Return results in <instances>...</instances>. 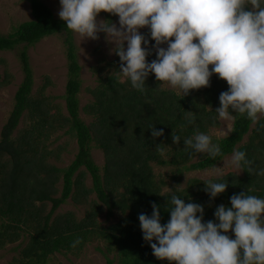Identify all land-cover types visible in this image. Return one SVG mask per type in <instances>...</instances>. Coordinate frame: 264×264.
Returning <instances> with one entry per match:
<instances>
[{
  "label": "trees",
  "instance_id": "16d2710c",
  "mask_svg": "<svg viewBox=\"0 0 264 264\" xmlns=\"http://www.w3.org/2000/svg\"><path fill=\"white\" fill-rule=\"evenodd\" d=\"M29 1L33 18L20 23L8 35L0 34V51L23 44L20 60L24 77L0 133V248L28 236L19 256L10 264H47L52 254L76 252L96 238L106 244V264H171L153 255L143 239L138 220L140 213L151 216L152 202H155L160 205L161 223L168 222L170 212L167 210L171 206L161 193L175 192L186 203L202 204L205 222L216 220L214 212L218 205L230 207V197L234 194L250 190L249 194L264 198V175L251 174L244 168H241V176L228 173L213 179L228 182L227 190L214 200L203 190L205 182L196 178L189 179L186 187L170 192H162V182L155 180L150 162L174 166L176 173L172 178L177 179L183 171L211 167L236 150L246 152V158L253 161L252 167L264 169V128L260 126L264 124V116L251 128L252 122L246 115L233 113L232 130L215 142L221 148V155L215 159L203 153L201 159L191 162L199 153L185 149L184 138L194 136L197 131L205 133L208 126L217 125L215 109L220 106L219 95L229 88L225 80L213 74L210 86L183 96V93L160 88L162 83L150 74L144 91L140 92L132 88L127 79L120 81L119 60H114L107 63L112 72L98 76L96 86L89 89L92 101L83 111L93 116V120L87 124L79 116L77 94L81 87V67L71 30L63 20L54 17L41 0ZM99 15L106 19L117 17L106 12ZM62 30L67 34L68 79L64 93L67 116L60 118L59 114H50L42 98L30 95L33 74L26 49ZM142 34L150 38L149 29ZM155 58V53L147 57L149 62ZM25 110L33 124L15 138L14 129ZM189 111L196 118L194 124L185 119ZM150 125H155L157 130L164 129V135L154 140ZM64 127H67L65 132L75 138L77 152L66 167L58 168L45 162L50 152H43L45 147H41V143L49 139V132ZM173 130L181 136L179 145L173 143ZM248 133V140L242 143ZM92 143L103 152L101 169L91 156ZM157 145L168 148L167 159L158 152ZM86 174L91 178L89 187L84 184ZM59 179L61 189L57 196ZM91 195L94 197L90 198ZM69 198L88 206L82 218H76L72 212L55 213ZM46 202L51 203L47 212L44 211ZM116 211L121 215L108 226L97 221L102 213L111 218ZM77 238L81 242L73 248L71 245ZM109 252L114 255L110 257Z\"/></svg>",
  "mask_w": 264,
  "mask_h": 264
},
{
  "label": "clouds",
  "instance_id": "9594fccd",
  "mask_svg": "<svg viewBox=\"0 0 264 264\" xmlns=\"http://www.w3.org/2000/svg\"><path fill=\"white\" fill-rule=\"evenodd\" d=\"M60 6L58 16L82 40H98L105 33L119 57L118 78H126L137 91L143 92L154 74L158 82L186 96L210 86L216 74L229 85L219 95L216 119L231 121L235 113L258 123L264 116V0H60ZM101 12L118 16V25L98 21ZM145 27L150 38L140 31ZM153 53L156 58L149 62ZM185 119L196 122L190 111ZM149 128L154 140L164 135L162 128ZM172 140L176 145L181 140L174 130ZM184 144L186 150L212 159L221 155L219 144L204 132L184 138ZM157 150L164 154L159 145ZM226 164L264 175V169L252 167L245 151H234ZM203 181L212 200L228 188L219 179ZM249 192L232 195L231 206L218 205L216 220L207 222L202 204L186 203L175 192L161 193L171 206L170 219L162 224L160 205L152 202L151 216L138 215L143 239L157 259L171 264H264V198ZM80 242L77 238L71 246Z\"/></svg>",
  "mask_w": 264,
  "mask_h": 264
},
{
  "label": "rangeland",
  "instance_id": "374dc122",
  "mask_svg": "<svg viewBox=\"0 0 264 264\" xmlns=\"http://www.w3.org/2000/svg\"><path fill=\"white\" fill-rule=\"evenodd\" d=\"M53 12L54 17L60 19L58 12L60 10V0H41ZM31 7L29 0H0V34L8 35L22 22L31 20ZM98 21L108 20L113 23L119 21L117 16L114 19H106L103 15L97 17ZM148 28H142L141 33ZM67 34L65 30L59 33L47 36L39 40L34 45L27 47L26 51L29 57V64L33 74V84L31 88V96L35 99L42 98L49 107L50 114H59L60 118L67 116L65 106L64 93L65 85L68 79L67 72V57L65 38ZM98 40L84 39L71 31V40L76 46L77 59L81 67L79 77L81 82L80 90L77 94L79 98V116L81 119L89 124L93 120V116L88 115L83 111V107L92 101V96L89 89L97 84V77L106 75L112 72V68L107 66V63L119 60L111 49L114 45L109 44L105 40V33H99ZM154 44V43H151ZM167 47V45H162ZM145 47H148L145 45ZM23 49V44L14 47L11 50L0 51V133L3 125L6 123L9 114L14 104V94L17 87L21 83L24 73L22 71V64L20 60V52ZM99 71H101L99 73ZM126 78L120 77L121 80ZM162 89L173 90L176 93H182L179 89H172L169 85L162 83ZM28 110H25L19 120L17 127L14 129L13 137L20 135L25 129L31 128L33 120L29 118ZM217 117V115H216ZM217 125L208 126L206 134L212 137L213 143L218 139L226 136L228 126L232 127L233 119L231 121H219L216 119ZM256 123L251 124V128ZM67 127L56 129L49 132L50 136L47 141L41 143V147H45L43 152L47 153L45 162L49 165H54L58 168L66 167L73 159L77 152V145L75 138L66 133ZM249 133L246 134L242 143L248 140ZM168 148H164L162 157L167 159ZM199 153L195 155L191 162L201 159ZM232 154L224 156L217 161L213 166L202 170L183 171L177 175V179L172 178L176 173V168L172 165H158L150 162L154 172L155 180L161 183L162 192H170L173 189H182L186 187L187 181L191 178L198 180L215 179L217 177L226 175L228 173L241 176L242 169H236L226 164L230 161ZM200 155V156H199ZM91 156L95 163L102 168L104 164V155L102 150L98 149L94 143L91 144ZM84 184L89 187L91 185V178L88 174L85 175ZM58 196L61 189V180L57 182ZM91 195L90 198H93ZM36 202V205H39ZM50 202L45 203L44 211L50 209ZM88 206L84 203H76L71 198L67 199L55 213L72 212L78 219L82 218ZM121 215L116 211L114 217L106 218L105 213H102L97 221L103 225L108 226L115 222ZM231 238H235L234 233H227ZM28 236H23L20 240L6 244L0 248V264H10L13 258L19 256V250L25 245ZM105 242L101 239H92L85 243L84 247L76 252L62 251L52 254L47 264H106ZM100 250H103L101 252ZM110 257L114 255L113 252L108 253Z\"/></svg>",
  "mask_w": 264,
  "mask_h": 264
}]
</instances>
